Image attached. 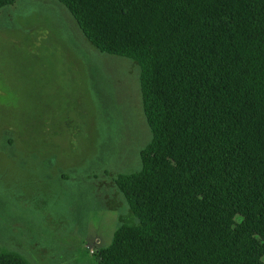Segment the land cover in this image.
Segmentation results:
<instances>
[{
  "label": "trees",
  "instance_id": "obj_1",
  "mask_svg": "<svg viewBox=\"0 0 264 264\" xmlns=\"http://www.w3.org/2000/svg\"><path fill=\"white\" fill-rule=\"evenodd\" d=\"M56 2L95 49L137 64L151 134L114 178L137 224L97 264H264V0ZM0 264L30 263L0 250Z\"/></svg>",
  "mask_w": 264,
  "mask_h": 264
},
{
  "label": "rangeland",
  "instance_id": "obj_2",
  "mask_svg": "<svg viewBox=\"0 0 264 264\" xmlns=\"http://www.w3.org/2000/svg\"><path fill=\"white\" fill-rule=\"evenodd\" d=\"M150 139L135 62L95 49L56 0L0 10V250L97 264L137 224L114 178Z\"/></svg>",
  "mask_w": 264,
  "mask_h": 264
}]
</instances>
